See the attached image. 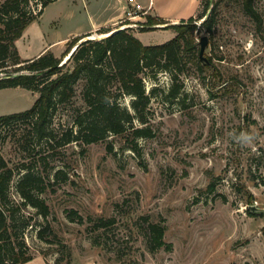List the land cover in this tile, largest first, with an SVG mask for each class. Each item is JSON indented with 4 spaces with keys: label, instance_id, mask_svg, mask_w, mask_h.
Returning <instances> with one entry per match:
<instances>
[{
    "label": "rangeland",
    "instance_id": "rangeland-1",
    "mask_svg": "<svg viewBox=\"0 0 264 264\" xmlns=\"http://www.w3.org/2000/svg\"><path fill=\"white\" fill-rule=\"evenodd\" d=\"M154 1L190 13L197 3ZM212 1L211 30L202 24L206 16H198L206 0L193 15L198 46L208 35L209 65L200 70L188 62L179 99L166 97L169 71L146 79L147 91L157 85L146 113L154 134L138 138L140 151L123 134L109 133L85 149L76 141L53 148L26 136L25 121L0 127V148L9 162L29 165L48 181L40 193L47 216L31 204L25 209L34 223L25 233L33 254L26 264H264V0L256 1L261 24L240 0ZM123 2L51 0L16 39L20 56H61L75 36L112 22ZM119 22L91 36L112 32ZM169 25L129 28L144 42L159 43L176 34ZM37 95L21 85L0 87V115L30 107ZM131 97L122 99L130 107ZM74 105H82V98L60 105L54 123L72 125ZM58 168L63 172L56 177ZM12 192L18 197L15 187ZM74 209L81 219L69 216ZM150 221L165 225L170 248L150 249L143 230Z\"/></svg>",
    "mask_w": 264,
    "mask_h": 264
},
{
    "label": "trees",
    "instance_id": "trees-1",
    "mask_svg": "<svg viewBox=\"0 0 264 264\" xmlns=\"http://www.w3.org/2000/svg\"><path fill=\"white\" fill-rule=\"evenodd\" d=\"M50 1L0 0V87L21 85L38 92L30 107L1 114L0 127L15 120L25 121L28 124L23 127L26 136L30 134L53 148L76 141L85 149L86 144L102 140L109 133L123 134L128 146L140 151L138 138L154 134L152 126L146 123V113L156 95L157 85L147 91L146 79L155 77L160 70L169 71L173 80L166 97L179 99L184 89L181 75L186 73L188 62H193L200 70L209 65L200 57L199 41L193 34L197 27L194 16L169 25L177 32L164 42L146 43L129 27L94 37H90L92 31H88L75 36L61 56L46 52L37 57L22 58L16 39ZM240 1L242 9L261 24L263 15L256 6L257 0ZM211 2L206 0L205 8L198 15L206 16L202 24L209 30L216 20L214 12L208 13ZM163 21L166 19L148 13L140 27L151 29L150 24ZM111 29L107 25L99 27L98 31ZM76 44L71 56L60 64ZM47 67L50 68L45 70ZM126 95L132 96L131 107L122 101ZM76 97L82 98V105L73 107V124L56 125L54 120L60 105L74 102ZM136 120L144 123H136ZM112 148L110 144L109 149ZM43 158L47 159V155ZM18 172L22 173L14 181ZM62 172L63 169L58 168L56 177ZM45 178L43 172L29 165L18 168L12 165L0 148V264H26L32 259L25 233L34 224L33 214L25 209L31 204L45 216L49 213V205L40 195L48 185ZM209 186L214 188L213 183ZM13 187L18 197L13 194ZM248 209L251 211L250 207ZM77 214L75 209L69 212L71 218L81 219L82 215ZM143 230L150 249L172 246L165 239L162 223L147 222ZM44 232L38 229L42 238Z\"/></svg>",
    "mask_w": 264,
    "mask_h": 264
},
{
    "label": "crops",
    "instance_id": "crops-1",
    "mask_svg": "<svg viewBox=\"0 0 264 264\" xmlns=\"http://www.w3.org/2000/svg\"><path fill=\"white\" fill-rule=\"evenodd\" d=\"M141 3H143L146 6H150L149 8V13L155 16H161L164 19L170 20V21H179L182 19H187L190 16L194 15V13L198 10L199 6H200V0H197V3L195 5V9L193 12H187V8L186 7H179V6H175V7H164L160 4H157L154 0H149V2L146 4L143 1L139 0ZM121 8H119L116 12H114L111 16L110 19L112 22L107 21V22H103L100 25L98 24L96 27H93L87 31L84 32H88V31H92L95 30L101 26H107L112 24L115 21H119V19L122 17L123 15V10L125 7V4L123 2L122 6H120ZM83 32V33H84Z\"/></svg>",
    "mask_w": 264,
    "mask_h": 264
},
{
    "label": "built area",
    "instance_id": "built-area-1",
    "mask_svg": "<svg viewBox=\"0 0 264 264\" xmlns=\"http://www.w3.org/2000/svg\"><path fill=\"white\" fill-rule=\"evenodd\" d=\"M150 6H146L139 0H127L123 10V15L117 28H124L130 26L140 27L144 25V17L149 13ZM152 26V24H150Z\"/></svg>",
    "mask_w": 264,
    "mask_h": 264
},
{
    "label": "water",
    "instance_id": "water-1",
    "mask_svg": "<svg viewBox=\"0 0 264 264\" xmlns=\"http://www.w3.org/2000/svg\"><path fill=\"white\" fill-rule=\"evenodd\" d=\"M179 22H182V21H170V22H157V23H154L152 24L153 26H156V25H165V24H174V23H179ZM195 22V21H194ZM95 36V35H94ZM94 36H90V37H94ZM82 39H80L78 42H80ZM77 42V44H78ZM207 43H208V35L207 34H204L201 39H200V57L203 61L209 63V60H208V57L206 56L205 54V48L207 46ZM74 45V47L70 50V52L68 54H66L64 56V58L62 59V61L60 62V64L64 63L72 54V52L74 51L75 47L77 46ZM50 67H47L45 70L49 69ZM19 72H15V74H18Z\"/></svg>",
    "mask_w": 264,
    "mask_h": 264
}]
</instances>
